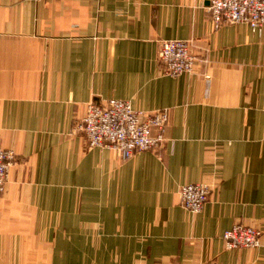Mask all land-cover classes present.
<instances>
[{
	"label": "crops",
	"instance_id": "obj_1",
	"mask_svg": "<svg viewBox=\"0 0 264 264\" xmlns=\"http://www.w3.org/2000/svg\"><path fill=\"white\" fill-rule=\"evenodd\" d=\"M207 0H0V264H264V26L215 28ZM162 40L191 41L169 77ZM203 74L208 75L205 78ZM168 109L166 141L127 160L73 130L90 102ZM212 187L202 211L180 205ZM261 231L226 250L223 234Z\"/></svg>",
	"mask_w": 264,
	"mask_h": 264
},
{
	"label": "built area",
	"instance_id": "obj_2",
	"mask_svg": "<svg viewBox=\"0 0 264 264\" xmlns=\"http://www.w3.org/2000/svg\"><path fill=\"white\" fill-rule=\"evenodd\" d=\"M206 10L215 28L245 24L253 33H262L264 0H207ZM157 60L163 74L173 78L192 74L201 61L192 53L191 41L186 40L160 41ZM169 118L168 109L144 112L134 109L129 101H92L73 130L83 135L88 148L111 149L127 160L136 153L159 150L166 141ZM16 162L12 150L0 147V197L6 191L8 169ZM211 191L207 182L183 185L179 190L180 205L191 214L200 213ZM260 236L256 228L235 225L223 234L225 249H255Z\"/></svg>",
	"mask_w": 264,
	"mask_h": 264
}]
</instances>
